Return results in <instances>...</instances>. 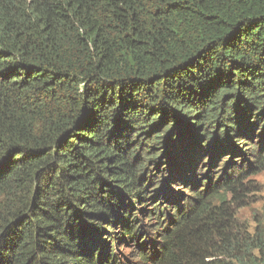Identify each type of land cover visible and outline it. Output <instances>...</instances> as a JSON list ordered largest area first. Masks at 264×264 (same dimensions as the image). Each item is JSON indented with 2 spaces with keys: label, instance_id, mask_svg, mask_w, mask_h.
I'll use <instances>...</instances> for the list:
<instances>
[{
  "label": "trees",
  "instance_id": "obj_1",
  "mask_svg": "<svg viewBox=\"0 0 264 264\" xmlns=\"http://www.w3.org/2000/svg\"><path fill=\"white\" fill-rule=\"evenodd\" d=\"M263 168L264 0H0V264H264Z\"/></svg>",
  "mask_w": 264,
  "mask_h": 264
},
{
  "label": "rangeland",
  "instance_id": "obj_2",
  "mask_svg": "<svg viewBox=\"0 0 264 264\" xmlns=\"http://www.w3.org/2000/svg\"><path fill=\"white\" fill-rule=\"evenodd\" d=\"M225 159L218 163L221 167ZM240 197L233 205V225L241 231L264 228V168L243 180Z\"/></svg>",
  "mask_w": 264,
  "mask_h": 264
}]
</instances>
